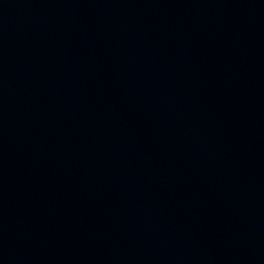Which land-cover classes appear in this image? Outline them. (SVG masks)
<instances>
[{
	"label": "water",
	"instance_id": "obj_1",
	"mask_svg": "<svg viewBox=\"0 0 264 264\" xmlns=\"http://www.w3.org/2000/svg\"><path fill=\"white\" fill-rule=\"evenodd\" d=\"M0 264H264V0H0Z\"/></svg>",
	"mask_w": 264,
	"mask_h": 264
}]
</instances>
